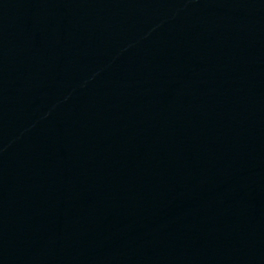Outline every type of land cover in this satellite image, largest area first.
Returning <instances> with one entry per match:
<instances>
[{
	"label": "water",
	"instance_id": "95a60500",
	"mask_svg": "<svg viewBox=\"0 0 264 264\" xmlns=\"http://www.w3.org/2000/svg\"><path fill=\"white\" fill-rule=\"evenodd\" d=\"M0 264H264V0H0Z\"/></svg>",
	"mask_w": 264,
	"mask_h": 264
}]
</instances>
